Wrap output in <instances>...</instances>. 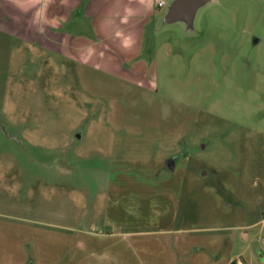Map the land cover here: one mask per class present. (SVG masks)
<instances>
[{
    "label": "rangeland",
    "instance_id": "rangeland-1",
    "mask_svg": "<svg viewBox=\"0 0 264 264\" xmlns=\"http://www.w3.org/2000/svg\"><path fill=\"white\" fill-rule=\"evenodd\" d=\"M38 5L0 0V264H261L264 0L149 24L128 64L84 20L89 60L56 50Z\"/></svg>",
    "mask_w": 264,
    "mask_h": 264
},
{
    "label": "crops",
    "instance_id": "crops-1",
    "mask_svg": "<svg viewBox=\"0 0 264 264\" xmlns=\"http://www.w3.org/2000/svg\"><path fill=\"white\" fill-rule=\"evenodd\" d=\"M37 16L41 34L50 32L55 40V49L71 53L74 41L83 50L81 56L87 62L92 53L91 38L77 34V21L89 22V31L100 40L93 48L107 43L116 55L122 53L120 63L128 64L138 59L143 46L145 31L149 24H159L165 13H161L167 1L162 0H38ZM30 9L28 15L30 16ZM83 21V22H84ZM86 25V24H85ZM76 26V27H75ZM85 30V29H84ZM103 49L101 55L110 56L112 52ZM119 50V52L115 51ZM111 58V56H110ZM141 70V63H137ZM136 65V64H135ZM135 67V66H134ZM176 161V160H175ZM175 168V165H174ZM174 170V169H173ZM264 263V253L260 255ZM248 259L258 263L253 255ZM18 264H27L19 262ZM240 264H244L240 260ZM260 264V263H259Z\"/></svg>",
    "mask_w": 264,
    "mask_h": 264
},
{
    "label": "water",
    "instance_id": "water-1",
    "mask_svg": "<svg viewBox=\"0 0 264 264\" xmlns=\"http://www.w3.org/2000/svg\"><path fill=\"white\" fill-rule=\"evenodd\" d=\"M211 1L214 0H172L161 22L162 24L181 22L187 28H193L198 11ZM167 165L174 169L175 159H168Z\"/></svg>",
    "mask_w": 264,
    "mask_h": 264
},
{
    "label": "built area",
    "instance_id": "built-area-1",
    "mask_svg": "<svg viewBox=\"0 0 264 264\" xmlns=\"http://www.w3.org/2000/svg\"><path fill=\"white\" fill-rule=\"evenodd\" d=\"M159 6H162L163 4H164V1L162 0V1H159ZM263 242H264V239H263Z\"/></svg>",
    "mask_w": 264,
    "mask_h": 264
},
{
    "label": "flooded vegetation",
    "instance_id": "flooded-vegetation-1",
    "mask_svg": "<svg viewBox=\"0 0 264 264\" xmlns=\"http://www.w3.org/2000/svg\"><path fill=\"white\" fill-rule=\"evenodd\" d=\"M171 158H175V157H171Z\"/></svg>",
    "mask_w": 264,
    "mask_h": 264
}]
</instances>
